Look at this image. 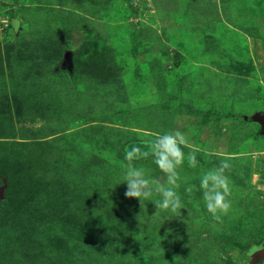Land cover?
<instances>
[{
	"label": "rangeland",
	"instance_id": "374dc122",
	"mask_svg": "<svg viewBox=\"0 0 264 264\" xmlns=\"http://www.w3.org/2000/svg\"><path fill=\"white\" fill-rule=\"evenodd\" d=\"M256 112L264 0H0V264H264ZM171 130L197 160L175 212L118 183ZM225 159L215 219L199 176ZM152 160L132 163L162 179Z\"/></svg>",
	"mask_w": 264,
	"mask_h": 264
},
{
	"label": "clouds",
	"instance_id": "9594fccd",
	"mask_svg": "<svg viewBox=\"0 0 264 264\" xmlns=\"http://www.w3.org/2000/svg\"><path fill=\"white\" fill-rule=\"evenodd\" d=\"M187 144L185 135L179 130H171L158 135L146 147L133 145L124 152L122 181L126 182V197L139 198L141 204L145 200L154 201L158 209L175 212L181 210L182 198L177 191L179 187L178 169L187 161L189 167L197 163L193 153H185L183 147ZM151 156L152 162L163 174V178H149L143 167L134 166L132 161ZM230 162L221 160L218 165L204 170L199 176V191L204 208L215 219H220L231 206V180L228 171ZM117 183V184H118ZM193 191L192 185L184 189L186 194ZM153 193L159 194V199H152Z\"/></svg>",
	"mask_w": 264,
	"mask_h": 264
},
{
	"label": "built area",
	"instance_id": "2783aa9c",
	"mask_svg": "<svg viewBox=\"0 0 264 264\" xmlns=\"http://www.w3.org/2000/svg\"><path fill=\"white\" fill-rule=\"evenodd\" d=\"M254 162L259 163V172L257 173L256 180L253 181L256 184L258 190H260L264 196V150L257 151L252 154ZM255 177V174L253 175Z\"/></svg>",
	"mask_w": 264,
	"mask_h": 264
},
{
	"label": "water",
	"instance_id": "95a60500",
	"mask_svg": "<svg viewBox=\"0 0 264 264\" xmlns=\"http://www.w3.org/2000/svg\"><path fill=\"white\" fill-rule=\"evenodd\" d=\"M69 54H71V52H69V51L65 52L64 58H67ZM250 118L254 121H257L260 124L261 132H262V134H264V113L256 112ZM6 187H7L6 182L4 185L0 186V193H2L0 200H2V198H4V193H5L4 191H5ZM258 258L261 260H262V258L264 259V251L263 250L258 251Z\"/></svg>",
	"mask_w": 264,
	"mask_h": 264
},
{
	"label": "trees",
	"instance_id": "16d2710c",
	"mask_svg": "<svg viewBox=\"0 0 264 264\" xmlns=\"http://www.w3.org/2000/svg\"><path fill=\"white\" fill-rule=\"evenodd\" d=\"M250 162H252V160L250 159ZM259 192H261L260 190H258ZM262 193V192H261ZM0 202H3L2 200ZM251 264V263H250Z\"/></svg>",
	"mask_w": 264,
	"mask_h": 264
}]
</instances>
